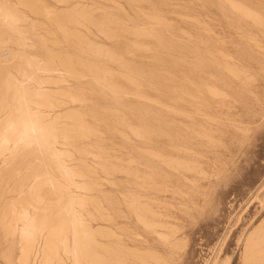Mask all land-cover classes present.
<instances>
[{"label": "rangeland", "instance_id": "obj_1", "mask_svg": "<svg viewBox=\"0 0 264 264\" xmlns=\"http://www.w3.org/2000/svg\"><path fill=\"white\" fill-rule=\"evenodd\" d=\"M0 2L25 19L0 16L17 52L0 62V132L8 73L43 58L57 106H33L82 173L72 190L95 233L82 264H264V0ZM45 170L67 183L47 151H0V264H42L20 216L61 218Z\"/></svg>", "mask_w": 264, "mask_h": 264}, {"label": "bare ground", "instance_id": "obj_2", "mask_svg": "<svg viewBox=\"0 0 264 264\" xmlns=\"http://www.w3.org/2000/svg\"><path fill=\"white\" fill-rule=\"evenodd\" d=\"M0 16H3L7 24L14 26L25 20L1 2ZM12 41L10 38L0 39V62L9 63L16 57V50L8 44ZM32 58L30 62L35 64L32 72L21 69L18 75L11 71L8 73L9 83L7 82L6 88L13 90L14 106L1 126L3 131L0 132V151L4 152L9 149L11 143L14 144V148H17L22 142L27 146H35L38 152L47 151L54 159L55 166L65 175L67 183L60 185L48 170L39 174L45 177L46 182L56 194L55 200L58 203L61 218L52 224L47 218L39 219L37 215L29 211L28 207H23L20 219L23 221L22 236L26 241L24 255L27 256L30 252H34L35 259L40 256L42 264H52L55 258L64 264L59 252V248H62V252L72 258L73 264H82V256L87 250L86 243L95 239V233L90 226L85 224L78 210L85 206L86 198L75 193L72 187L79 189H86V187L79 185L76 181V176H82V173L69 167L64 160L66 152L57 148V144L62 142L68 144L69 141L63 131H58L56 118L45 122L43 119L46 113L33 106L39 105L38 107L45 106V108L57 106L49 100L52 96L45 89V84L50 82L51 77L42 75L56 69L47 65L43 58L38 59L34 56ZM70 96L79 99L76 94H70ZM47 100L49 101L45 102ZM61 136H63L62 140L59 139ZM64 190L68 193L62 194ZM42 199L43 196L39 193L36 200L42 201ZM255 242L257 240L254 237L250 239L249 247L256 246ZM251 252L253 250H248V253Z\"/></svg>", "mask_w": 264, "mask_h": 264}]
</instances>
